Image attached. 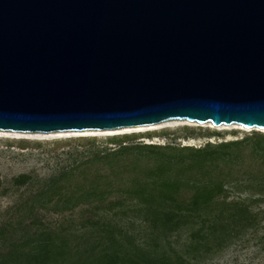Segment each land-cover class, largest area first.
<instances>
[{"label": "water", "instance_id": "1", "mask_svg": "<svg viewBox=\"0 0 264 264\" xmlns=\"http://www.w3.org/2000/svg\"><path fill=\"white\" fill-rule=\"evenodd\" d=\"M264 129V0H0V129Z\"/></svg>", "mask_w": 264, "mask_h": 264}, {"label": "rangeland", "instance_id": "2", "mask_svg": "<svg viewBox=\"0 0 264 264\" xmlns=\"http://www.w3.org/2000/svg\"><path fill=\"white\" fill-rule=\"evenodd\" d=\"M171 120L155 128L149 126L135 129V133L130 131L127 133L130 134L127 143L201 147L208 141L218 144L246 140L239 149H232L235 154H240L238 157H219L208 161L204 169H187L185 172L186 176L195 178L225 180L226 192L216 198L218 202H226L225 207H222L224 219L220 216L222 212L219 204L213 206L216 210L210 215L213 222L224 224L225 227L230 225L228 233H224L227 240L222 249L191 237L192 232L200 227L199 222L195 224L198 220L196 214L191 217V225L169 233L168 239L160 236L158 230L144 221L145 216L140 209L145 204L118 190L117 185L108 189L114 191L105 195L104 200L80 203L76 207H71L67 195L44 207L35 205V193L60 176L63 178L60 184L68 186L63 192L70 194L73 191L72 182H84L80 173L86 169L85 162L97 153L102 155L106 149L117 148L118 144L111 142L113 138L109 137L123 135L124 132L81 135L62 133L64 130H5L0 131V247L6 245L0 249V254L7 252L27 230L35 231L37 227L46 226L73 236H87L91 241L115 235L124 247H133L132 243H138L144 249L174 258L176 255L183 256L187 264H264V157L254 151L253 140H248L264 131L261 128L241 129L234 125L227 128L207 122L200 125L202 123L184 119ZM191 138L197 140L195 145L188 144ZM94 163L88 164V180L98 177V174L102 177L111 172L107 165ZM69 171L74 174L71 184L62 176ZM205 171L209 173L207 177L203 175ZM23 176H26L27 181L18 184L16 180ZM125 176L123 182L127 183L132 174L127 172ZM191 192V189L185 190L183 199L188 200ZM72 202H76L75 198ZM236 203L240 206H236ZM238 207L248 210L247 225L243 221L235 223L232 220V214ZM28 226L33 228H26ZM4 237L9 240L5 242ZM156 242H160L158 246Z\"/></svg>", "mask_w": 264, "mask_h": 264}, {"label": "trees", "instance_id": "3", "mask_svg": "<svg viewBox=\"0 0 264 264\" xmlns=\"http://www.w3.org/2000/svg\"><path fill=\"white\" fill-rule=\"evenodd\" d=\"M129 136L130 134H123L109 137L113 138L111 142L117 143L118 147L106 149L105 152L102 150V155L97 153L95 157L85 162L86 169L80 173L84 182L73 183V172H65L62 176L70 184L72 182L73 191L70 194L63 192L68 186L60 184L63 179L60 176L35 193V205L44 207L48 203L58 202L62 196L67 195L68 203H72L71 207H76L80 203L104 200L105 195L114 191L108 189L117 185L118 190L145 204V207L140 209L145 216L144 221L158 230L160 236L168 239L169 233L191 225V217L196 214L198 220L195 224L199 222L200 227L192 232L191 237L196 239L195 241H205L207 245H215L222 249L227 240L224 233L228 231L230 225L226 227L224 224L218 225L213 222L210 215L216 210L213 206L219 204L222 212L220 216L224 219L222 207H225L226 202H218L216 198L226 192L225 180L214 178L205 180L192 175L186 176L185 172L187 169H204L208 161H214L219 157L227 156L229 159L238 157L240 154H235V150L233 152L232 149H239L246 140L218 144L208 141L201 147L191 145L176 147L152 143L129 144L127 143ZM250 139L253 140L254 151L263 158L264 133H258L248 140ZM91 162L107 165L111 172L102 177L98 174V177L88 180L87 169ZM127 172L132 176L124 183ZM208 174L207 171L203 173L204 177ZM104 177L107 179L100 181ZM16 181L23 184L27 179L23 176ZM190 189L192 191L190 198L183 199L185 190ZM73 198L76 202H72ZM235 205L240 206L237 203ZM247 213V209L238 207L232 214V220L235 223L243 221L244 225H247L249 221ZM32 231L27 230L21 238L14 241L7 252H1L0 264H187L183 256L176 255L174 258L165 253L144 249L138 243H132L133 247H124L122 241L115 235L91 241L87 236H73L46 226L37 227ZM4 239L5 242L9 240H6V237ZM159 243L156 242V245ZM5 245L3 244L0 249Z\"/></svg>", "mask_w": 264, "mask_h": 264}, {"label": "bare ground", "instance_id": "4", "mask_svg": "<svg viewBox=\"0 0 264 264\" xmlns=\"http://www.w3.org/2000/svg\"><path fill=\"white\" fill-rule=\"evenodd\" d=\"M169 121H172V120H169ZM165 122H168V121H164V122H159V123H153V124H146V125H140V126H132V127H123V128H118V129H113V130H92V129H87V130H64V131H61L62 133L63 132H70V133H78V134H81V135H101V134H111V133H116V132H130V131H134L135 129H144V128H147V127H152V128H155ZM197 124V123H195ZM206 124H210V125H214L212 122H207ZM200 125H203L200 124ZM205 125V124H204ZM230 125H234V126H237L241 129H245L246 127L242 126V125H239V124H221V125H216V126H222V127H229ZM264 131V129H262ZM0 131H5V130H1ZM197 143V140L195 138H191V140H189V143L188 144H193L195 145Z\"/></svg>", "mask_w": 264, "mask_h": 264}]
</instances>
